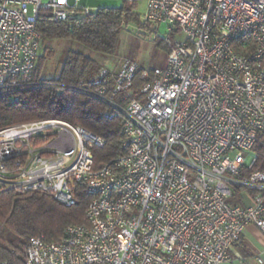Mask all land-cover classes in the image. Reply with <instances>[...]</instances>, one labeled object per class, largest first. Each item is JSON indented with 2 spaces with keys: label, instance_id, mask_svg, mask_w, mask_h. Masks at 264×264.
<instances>
[{
  "label": "built area",
  "instance_id": "1",
  "mask_svg": "<svg viewBox=\"0 0 264 264\" xmlns=\"http://www.w3.org/2000/svg\"><path fill=\"white\" fill-rule=\"evenodd\" d=\"M120 1L143 3L152 31L165 26L166 64L146 70L125 59L75 88L47 87L79 92L103 106V119L119 120L121 154L93 170L91 148L105 140L58 119L0 130V194H47L71 207L81 183L90 196L86 223L55 242L31 238L24 264L242 261L244 229L264 234V170H253L252 152L264 135V0ZM40 11L62 21L95 10L80 0H0V90L33 73ZM236 189L240 204H230Z\"/></svg>",
  "mask_w": 264,
  "mask_h": 264
},
{
  "label": "trees",
  "instance_id": "2",
  "mask_svg": "<svg viewBox=\"0 0 264 264\" xmlns=\"http://www.w3.org/2000/svg\"><path fill=\"white\" fill-rule=\"evenodd\" d=\"M134 4L122 2L120 7L101 8L87 15L55 21L47 11H40L36 29L43 43L49 40L76 42L92 52L114 56L118 49L120 32L131 26L151 29L133 11ZM158 47L167 54L169 46L161 41ZM45 56L40 54L33 73L13 89L0 90V130L26 122L58 119L84 127L102 137V147H92V169L96 170L121 154V123L117 119H103V106L79 92L58 94L48 83L75 88L89 81L101 68L88 56L69 50L57 77L40 76ZM139 77L134 80L137 90ZM256 157L253 170H264V135L252 148ZM76 204L66 207L51 195L33 193L17 197L11 192L0 194V262L24 264V249L31 238L42 236L46 241H58L69 225L85 224L86 207L90 201L84 185H73ZM241 189H236L230 204H240Z\"/></svg>",
  "mask_w": 264,
  "mask_h": 264
},
{
  "label": "rangeland",
  "instance_id": "3",
  "mask_svg": "<svg viewBox=\"0 0 264 264\" xmlns=\"http://www.w3.org/2000/svg\"><path fill=\"white\" fill-rule=\"evenodd\" d=\"M73 3V0H70ZM80 4L88 10L101 8H115L122 5L120 0H80ZM133 11L142 17L145 12L143 3H136ZM167 37L165 26L161 25L156 32L147 28L131 26L120 32L117 52L114 56L101 55L92 52L82 45L68 40H49L43 44L42 52L45 62L41 69L40 76L43 79L57 77L61 64L69 50L80 52L97 62L100 67L114 68L122 60L134 61L142 69H153L163 67L167 61V53L158 47V44ZM182 40V36L177 37Z\"/></svg>",
  "mask_w": 264,
  "mask_h": 264
},
{
  "label": "crops",
  "instance_id": "4",
  "mask_svg": "<svg viewBox=\"0 0 264 264\" xmlns=\"http://www.w3.org/2000/svg\"><path fill=\"white\" fill-rule=\"evenodd\" d=\"M242 199L244 203H251L246 195H243ZM236 250L242 261L236 260L232 264H259L257 259H261V264H264V234L255 226H247Z\"/></svg>",
  "mask_w": 264,
  "mask_h": 264
}]
</instances>
